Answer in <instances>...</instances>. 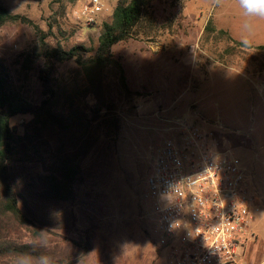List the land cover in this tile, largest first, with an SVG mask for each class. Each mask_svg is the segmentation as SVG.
<instances>
[{
    "label": "rangeland",
    "instance_id": "rangeland-1",
    "mask_svg": "<svg viewBox=\"0 0 264 264\" xmlns=\"http://www.w3.org/2000/svg\"><path fill=\"white\" fill-rule=\"evenodd\" d=\"M86 1L0 0L12 14L32 24L0 28V56L29 100L39 99V87L36 72L22 71L21 58L38 45L43 34L64 48L97 45L99 26L90 28L73 16ZM181 1L180 10L164 0L153 6L159 21L173 25L165 34L113 48L130 87L141 96L123 98L113 72H108L103 85L115 102L120 131L82 163L86 183L77 189L76 204L66 207L76 212V227L55 225L51 229L55 234L41 239L64 252L71 246L70 238L90 231L93 247L80 264H169L167 250L158 253L148 235L151 220L146 213L154 200L145 198L144 176L151 170L152 154L171 138L175 120L186 116L208 132L214 153L240 160L261 195L260 211L251 225L260 231V239L254 246L251 241L247 251L240 247L238 260L264 264V50L257 48L264 45V19L245 17L238 0ZM209 20L233 40L203 36ZM30 119L16 116L11 125L21 131ZM2 225L7 237L29 236L16 223ZM0 264L21 263L5 260Z\"/></svg>",
    "mask_w": 264,
    "mask_h": 264
},
{
    "label": "trees",
    "instance_id": "trees-1",
    "mask_svg": "<svg viewBox=\"0 0 264 264\" xmlns=\"http://www.w3.org/2000/svg\"><path fill=\"white\" fill-rule=\"evenodd\" d=\"M158 1L162 0H119L109 15L89 25L99 26L96 46L64 48L43 34L38 45L21 58L22 71L36 72L38 100L27 98L0 56V262L80 264L91 252L90 231L70 238L71 246L64 252L41 239L55 234L51 230L55 225L76 227V212L66 207L76 204L77 189L86 183L82 163L120 131L115 102L103 85L108 72H113L123 98L141 96L130 87L113 48L171 29V22L159 21L155 15L153 6ZM164 1L179 10L184 6L181 0ZM20 23L32 26L26 17L0 4V28ZM210 34L233 40L209 20L203 36ZM257 48L264 50V45ZM24 115L31 119L18 131L11 119ZM7 221L29 236L12 239L4 235L2 224ZM148 235L155 246L149 231Z\"/></svg>",
    "mask_w": 264,
    "mask_h": 264
},
{
    "label": "built area",
    "instance_id": "built-area-1",
    "mask_svg": "<svg viewBox=\"0 0 264 264\" xmlns=\"http://www.w3.org/2000/svg\"><path fill=\"white\" fill-rule=\"evenodd\" d=\"M118 1L87 0L73 16L92 25ZM171 131L144 176L145 198L154 200L146 217L155 247L167 250L169 264H242L238 249L247 251L260 239L251 225L261 195L240 160L214 153L208 132L187 116L175 120Z\"/></svg>",
    "mask_w": 264,
    "mask_h": 264
},
{
    "label": "clouds",
    "instance_id": "clouds-1",
    "mask_svg": "<svg viewBox=\"0 0 264 264\" xmlns=\"http://www.w3.org/2000/svg\"><path fill=\"white\" fill-rule=\"evenodd\" d=\"M238 3L245 17L264 19V0H238ZM246 27H251V25L246 24Z\"/></svg>",
    "mask_w": 264,
    "mask_h": 264
},
{
    "label": "crops",
    "instance_id": "crops-1",
    "mask_svg": "<svg viewBox=\"0 0 264 264\" xmlns=\"http://www.w3.org/2000/svg\"><path fill=\"white\" fill-rule=\"evenodd\" d=\"M255 229H256V228H255ZM254 231H255L256 233H258V234L260 233V231H259V230H257V229H256V230H254ZM253 244H254V243H252V246H254Z\"/></svg>",
    "mask_w": 264,
    "mask_h": 264
}]
</instances>
